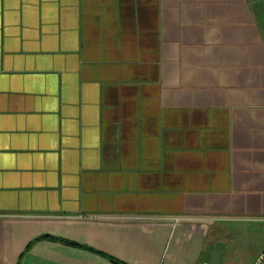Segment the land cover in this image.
Segmentation results:
<instances>
[{"label": "crops", "instance_id": "0c3cea01", "mask_svg": "<svg viewBox=\"0 0 264 264\" xmlns=\"http://www.w3.org/2000/svg\"><path fill=\"white\" fill-rule=\"evenodd\" d=\"M264 0H0V264H253Z\"/></svg>", "mask_w": 264, "mask_h": 264}, {"label": "built area", "instance_id": "2783aa9c", "mask_svg": "<svg viewBox=\"0 0 264 264\" xmlns=\"http://www.w3.org/2000/svg\"><path fill=\"white\" fill-rule=\"evenodd\" d=\"M253 264H264V250L259 253Z\"/></svg>", "mask_w": 264, "mask_h": 264}]
</instances>
